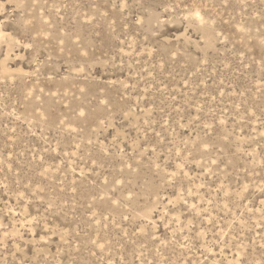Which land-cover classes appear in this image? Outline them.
I'll return each mask as SVG.
<instances>
[{"label": "rangeland", "instance_id": "374dc122", "mask_svg": "<svg viewBox=\"0 0 264 264\" xmlns=\"http://www.w3.org/2000/svg\"><path fill=\"white\" fill-rule=\"evenodd\" d=\"M0 264H264V0H0Z\"/></svg>", "mask_w": 264, "mask_h": 264}]
</instances>
